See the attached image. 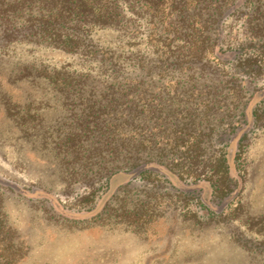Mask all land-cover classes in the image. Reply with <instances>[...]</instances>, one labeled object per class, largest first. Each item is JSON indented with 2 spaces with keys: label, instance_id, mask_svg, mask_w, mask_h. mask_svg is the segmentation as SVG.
<instances>
[{
  "label": "rangeland",
  "instance_id": "obj_1",
  "mask_svg": "<svg viewBox=\"0 0 264 264\" xmlns=\"http://www.w3.org/2000/svg\"><path fill=\"white\" fill-rule=\"evenodd\" d=\"M226 25L216 52L249 39L264 41V29L251 35L246 19ZM28 49L23 46L20 58L0 56V175L30 193L22 197L0 188L21 248L16 264H264V117L256 120L248 112L264 107V73L238 76L211 61L212 67L184 76L185 82L172 83L176 76L143 84L144 129L156 119L158 143L142 155L150 151L148 157L164 161L172 156L167 162L179 177L169 180L154 164L147 169L157 174L150 177L132 170L100 190L104 196L87 211L86 202H77L88 187L81 166L68 163L72 155L56 144L75 129L81 100L74 88L65 98L61 84L33 83L20 74L32 57ZM35 54L45 62L64 61L58 51ZM184 123L192 129L200 124L207 133L195 161L181 156L185 146L168 142V134L180 136L175 129ZM226 150L239 156L230 159L228 187L215 191L196 178H218L211 161Z\"/></svg>",
  "mask_w": 264,
  "mask_h": 264
},
{
  "label": "trees",
  "instance_id": "obj_2",
  "mask_svg": "<svg viewBox=\"0 0 264 264\" xmlns=\"http://www.w3.org/2000/svg\"><path fill=\"white\" fill-rule=\"evenodd\" d=\"M230 19H246L251 35L262 33L264 0H0V56L20 58L23 46H29L32 57L24 60L20 74L27 73L33 83L61 84L65 98L74 88L81 100L82 107L74 113L75 129L67 130L56 144L65 155H72L68 163L78 161L81 166L80 178H86L88 185L77 198L86 202L83 208L94 209L105 194L99 191L132 170L150 177L157 174L147 169L154 164L163 167L169 180L179 177L167 162L172 156L164 161L148 157L150 151L142 155L158 143L154 115L149 116L153 125L144 129L143 84H161L176 76L172 83L185 82L184 76L212 67L211 61L238 76L255 78L264 73L262 40L226 45L216 52ZM256 20L260 22L255 24ZM42 49L58 51L64 61H43L35 54ZM259 94L264 96V88ZM149 95L154 101L155 96ZM248 112L256 120L264 117V107L258 114L256 109ZM186 124L175 129L180 136L168 134V142L185 146L181 156L195 161L207 133L200 124L197 129ZM239 151L226 150L211 161L218 178L196 180L207 182L208 188L215 186V191L227 188L230 159L235 161ZM0 188L30 196L28 187L2 175ZM39 188L42 195H50V190ZM16 239L0 199V264L19 260Z\"/></svg>",
  "mask_w": 264,
  "mask_h": 264
}]
</instances>
